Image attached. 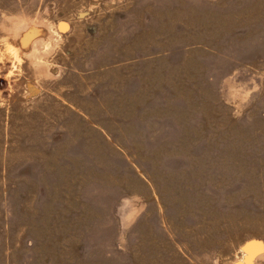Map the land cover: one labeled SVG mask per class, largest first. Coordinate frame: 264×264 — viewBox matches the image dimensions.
Instances as JSON below:
<instances>
[{"label": "rangeland", "instance_id": "rangeland-1", "mask_svg": "<svg viewBox=\"0 0 264 264\" xmlns=\"http://www.w3.org/2000/svg\"><path fill=\"white\" fill-rule=\"evenodd\" d=\"M0 264H264V0H0Z\"/></svg>", "mask_w": 264, "mask_h": 264}]
</instances>
